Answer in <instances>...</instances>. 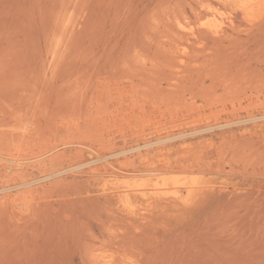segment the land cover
I'll return each mask as SVG.
<instances>
[{
  "label": "rangeland",
  "instance_id": "1",
  "mask_svg": "<svg viewBox=\"0 0 264 264\" xmlns=\"http://www.w3.org/2000/svg\"><path fill=\"white\" fill-rule=\"evenodd\" d=\"M194 1L0 0V264H264V5Z\"/></svg>",
  "mask_w": 264,
  "mask_h": 264
},
{
  "label": "bare ground",
  "instance_id": "2",
  "mask_svg": "<svg viewBox=\"0 0 264 264\" xmlns=\"http://www.w3.org/2000/svg\"><path fill=\"white\" fill-rule=\"evenodd\" d=\"M192 1H194V0H192ZM230 1V0H229ZM239 1H240V7H241V9L243 10V12L245 13H247L249 10H251V8L254 6V5H257V6H259V5H261V7H263L262 5H264V0H238V3H239ZM176 2V1H175ZM195 2V1H194ZM178 3V2H177ZM186 4V3H185ZM237 5V4H236ZM174 7V6H173ZM176 7V6H175ZM236 7V6H235ZM260 7V6H259ZM177 8V7H176ZM207 8V7H206ZM255 8V7H254ZM253 8V9H254ZM213 9V8H212ZM233 10H234V8H232ZM236 9H237V7H236ZM256 9H258V8H256ZM160 10V9H159ZM183 10V9H182ZM208 10V9H207ZM207 10H204V11H206L207 12ZM260 10H262V8H260ZM259 10V11H260ZM263 10H264V7H263ZM169 11V10H168ZM208 11H211V8L209 7V10ZM254 11V10H253ZM179 12V11H178ZM198 13H200V12H198ZM219 13V12H218ZM243 13V14H244ZM245 13V14H246ZM255 15L254 16H256V13L257 12H253ZM201 14V13H200ZM264 14V13H263ZM153 15V14H152ZM247 15V14H246ZM248 15H250V14H248ZM181 16V15H180ZM220 16V15H219ZM252 16V15H251ZM171 17V16H170ZM250 17V16H249ZM257 17V16H256ZM181 18V17H180ZM200 18V17H199ZM248 18V17H247ZM247 18H246V20H247ZM253 18H255V17H253L252 16V18H250V20H252ZM245 19V18H244ZM181 20H183V19H181ZM202 20H203V18H202ZM212 20V19H211ZM211 20H209V21H211ZM255 20H256V18H255ZM208 21V20H207ZM221 21V20H220ZM230 21V23H232V20L230 19L229 20ZM249 21V20H248ZM261 21H262V19H261ZM159 22V21H158ZM250 22V21H249ZM254 22V21H253ZM252 22V23H253ZM175 23V22H174ZM257 23V22H256ZM158 24V23H157ZM203 25H205L204 27L206 28V30H207V32H209L211 35H217V34H219V32H222L221 30V27L223 26H221V23H219L218 24V22L217 23H213V21L212 22H205ZM178 26L180 27V30L182 29V27L184 26V25H182V24H178ZM173 27V26H172ZM185 27V26H184ZM187 27V26H186ZM184 30H186L185 32H187V29L186 28H184ZM193 31V30H192ZM184 32V31H183ZM189 32H190V30H189ZM191 33V32H190ZM187 34H188V32H187ZM195 34V32H193V36H195L194 35ZM221 34V33H220ZM186 35V34H185ZM192 35V34H191ZM159 36V35H158ZM196 37V36H195ZM194 37V38H195ZM159 39V38H158ZM157 40V39H156ZM176 40V39H175ZM143 41H145V40H143ZM168 41V40H167ZM159 42V41H158ZM166 43V42H165ZM143 44V43H142ZM197 47V46H196ZM202 47V46H201ZM139 48V47H138ZM168 48V47H167ZM142 49V48H141ZM180 49V48H179ZM186 49L187 48H185V47H183L182 48V53L184 54V52L186 51ZM177 50H178V48H177ZM158 51V50H157ZM179 51V50H178ZM176 52V51H175ZM206 52V51H205ZM186 54V53H185ZM256 54V53H255ZM161 55H163V54H161ZM251 55V54H250ZM126 56V55H125ZM191 56V55H190ZM221 56V55H220ZM234 56V55H233ZM176 58V57H175ZM188 58V57H187ZM207 58V57H206ZM262 59H264V58H262ZM129 60V59H128ZM170 60V59H169ZM175 60V59H174ZM179 60V59H178ZM257 60V59H256ZM180 61H181V59H180ZM192 62V61H191ZM169 63V62H168ZM122 64V63H121ZM240 64V63H239ZM202 67V66H201ZM246 67V66H245ZM198 68V67H197ZM193 69V68H192ZM238 69V68H237ZM129 70V69H128ZM194 71V70H193ZM235 71V70H234ZM143 72V71H142ZM247 72V71H246ZM235 73V72H234ZM146 74H148V73H146ZM200 74V73H199ZM256 74V73H255ZM257 75V74H256ZM222 76V75H221ZM241 76V75H240ZM118 77H119V75H118ZM173 77V76H172ZM233 77V76H232ZM258 77V76H257ZM146 78V77H145ZM229 78V77H228ZM259 78V77H258ZM215 79V78H214ZM230 79H232V78H230ZM154 80V79H153ZM166 80V79H165ZM170 80V79H169ZM233 80V79H232ZM169 82V81H168ZM233 84V83H232ZM175 85V84H174ZM235 85V84H234ZM260 85V84H259ZM238 86V85H237ZM181 87V86H180ZM235 88V87H234ZM248 88V87H247ZM254 88V87H253ZM171 89V88H170ZM213 89V88H212ZM239 89V88H238ZM244 89H246V88H244ZM117 90V89H116ZM119 90V89H118ZM133 90V89H132ZM229 90V89H228ZM232 90V89H231ZM251 90V89H250ZM254 90V89H253ZM174 92V91H173ZM180 92V91H179ZM250 92V91H249ZM235 93V92H234ZM258 93V92H257ZM172 94V93H171ZM223 94V93H222ZM229 94V93H228ZM181 95V94H180ZM160 96H162V95H160ZM202 96V95H201ZM222 96H224V95H222ZM114 97V96H113ZM158 97V96H157ZM177 98H179V97H177ZM185 98V97H184ZM184 98H182V99H184ZM215 98V97H214ZM171 99V98H170ZM232 99V98H231ZM233 99H234V97H233ZM232 99V100H233ZM161 100V99H160ZM172 100H173V98H172ZM258 103V102H257ZM166 104V103H165ZM169 104V103H168ZM204 104V103H203ZM164 105V104H163ZM173 105H174V103H173ZM131 110V109H130ZM168 110V109H167ZM179 110V109H178ZM228 112V111H227ZM104 114V113H103ZM28 121V120H27ZM209 121V120H208ZM149 122V121H148ZM145 125V124H144ZM33 126V125H32ZM189 126V125H188ZM12 129V128H11ZM152 135V134H151ZM22 137V136H21ZM75 139V138H74ZM191 146V145H190ZM140 147V146H139ZM178 147V146H177ZM248 155V154H247ZM5 157V156H4ZM179 157V156H178ZM251 157V156H250ZM252 160V159H251ZM249 164V163H248ZM17 166V165H16ZM79 166V165H78ZM248 166V165H247ZM253 168V167H252ZM252 173V172H251ZM49 175V174H48ZM211 178V177H210ZM115 179V178H114ZM119 179V178H118ZM141 179V178H140ZM167 180V179H166ZM184 180V179H183ZM168 181V183H170V182H172L173 184H175L173 181L174 180H172L171 179V181H169V180H167ZM188 181V180H187ZM112 182V181H111ZM128 182V181H127ZM163 182V181H162ZM176 182V181H175ZM190 182V181H189ZM126 183V182H125ZM193 183H195L194 181H193ZM190 184H192L191 182H190ZM130 185V184H129ZM156 185V184H155ZM188 185H189V183H188ZM194 184H192L191 186H193ZM123 186V185H122ZM137 186V185H136ZM164 186V185H163ZM171 185L169 184V186L168 187H170ZM179 186V185H178ZM195 186V185H194ZM194 186L193 187H191V188H194ZM126 188L128 187L127 185L125 186ZM130 187V186H129ZM128 187V188H129ZM134 189H132V190H135V186H132ZM156 187H158V186H156ZM160 187H162L161 185H160ZM164 187H166V186H164ZM163 187V189H162V191L164 192V191H168V190H170L169 188H164ZM173 187V186H172ZM184 187H185V184H184ZM196 187V186H195ZM127 188V189H128ZM137 188H139V185H138V187ZM141 188V187H140ZM139 188V189H140ZM186 188V187H185ZM188 188V187H187ZM190 188V189H191ZM202 188V187H201ZM126 189V190H127ZM130 189V188H129ZM139 189H137V191L139 190ZM157 189V188H156ZM159 189H161V188H159ZM159 189H157V190H159ZM164 189H166V190H164ZM132 190H130V191H132ZM157 190H156V193H157ZM194 190V189H193ZM192 189H191V191H193ZM116 191V190H115ZM127 191H129V190H127ZM161 190H159V192H160ZM161 191V192H162ZM166 191V192H167ZM190 191V190H189ZM198 191V190H197ZM136 192V191H135ZM160 192V193H161ZM162 192V193H163ZM166 192H164L163 194H165ZM177 192V191H176ZM133 194V193H132ZM176 194V197L178 196L177 195V193H175ZM149 195V194H148ZM129 196V195H128ZM107 197V196H106ZM105 197V198H106ZM150 197V196H149ZM128 198V197H127ZM114 202V201H113ZM157 204H159V203H157ZM124 205V204H123ZM110 206V205H109ZM176 206V205H175ZM21 208H23V207H21ZM115 213V212H114ZM135 214V213H134ZM110 221V220H109ZM134 224V223H133ZM83 226V225H82ZM83 230V229H82ZM86 233V232H85ZM87 244V243H86ZM92 250V249H91ZM87 251V250H86ZM95 251V250H94ZM112 251V250H111ZM115 251V250H114ZM117 252V251H116ZM90 253V252H89ZM122 255V254H121ZM108 259H106L105 261L103 260V264H110V262L112 261V258H110L109 256H115V255H113L112 253L109 255V253H108ZM103 257V256H102ZM116 257V256H115ZM103 259V258H102ZM105 259V258H104ZM100 259L98 258V261H99ZM114 261H116V260H114ZM96 262V261H95ZM101 262V261H100ZM129 264H133L132 262L130 263L129 262Z\"/></svg>",
  "mask_w": 264,
  "mask_h": 264
}]
</instances>
